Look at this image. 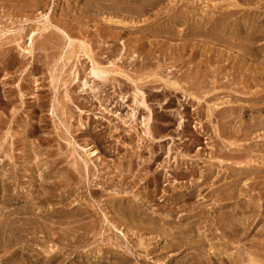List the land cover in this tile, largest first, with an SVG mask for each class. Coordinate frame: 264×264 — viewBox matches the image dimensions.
<instances>
[{"label":"rangeland","instance_id":"obj_1","mask_svg":"<svg viewBox=\"0 0 264 264\" xmlns=\"http://www.w3.org/2000/svg\"><path fill=\"white\" fill-rule=\"evenodd\" d=\"M0 264H264V0H0Z\"/></svg>","mask_w":264,"mask_h":264},{"label":"bare ground","instance_id":"obj_2","mask_svg":"<svg viewBox=\"0 0 264 264\" xmlns=\"http://www.w3.org/2000/svg\"><path fill=\"white\" fill-rule=\"evenodd\" d=\"M93 64H94V63H93ZM94 66H95V64H94ZM96 66H97V65H96ZM96 68H97V67H95L94 69H96ZM92 69H93V68H92ZM94 69H93V70H94ZM98 69H99V67H98L94 72H93V71H92V72L95 73ZM100 69H101V67H100ZM102 70H103V69H102ZM93 73H92V74H93ZM99 73H100V72H99ZM99 73H98V74H99ZM95 74L97 75V73H95ZM104 74H105V73H104ZM93 75H94V74H93ZM99 75H100V74H99ZM83 88H84V87H83ZM71 112H72V111H71ZM149 120H150V119H149ZM149 120H148V121H149ZM148 121L145 122V124L148 123ZM149 122H150V121H149ZM149 125H150V123H149ZM147 127H149V126L147 125ZM147 127H146V128H147ZM149 128H150V127H149ZM149 130H150V129H149ZM245 130H246V129H245ZM245 149H246V148H245ZM247 149H248V148H247ZM247 149H246V150H247ZM248 150H249V149H248ZM236 151H237V149H236ZM230 153H231V152H230ZM247 154H248V153H247ZM90 155H93V156H94V153L92 152ZM233 156H234V155H233ZM238 156H239V155H238ZM84 163H85V161H84ZM85 165H86V168H87V165H88V164L86 163ZM85 165H84V166H85ZM242 166H243V165H242ZM259 166H260V165H259ZM259 166H258V167H259ZM212 167H214V166H211L210 168H212ZM256 168H257V167H256ZM238 169H239V170L241 169L240 171H242V172L245 173V174H246L247 172L249 173V172H251V171L253 170L252 167H251V168H248V167H247V168H246V167H245V168L240 167V168H238ZM238 169H236V171H237ZM254 169H255V168H254ZM258 169H260V168H258ZM88 170H89V169H88ZM211 170H212V169H211ZM213 170H214V169H213ZM208 171H209V169H208ZM260 171H261V170H260ZM233 172H234V171H233ZM209 173H210V172H209ZM254 173H255V172H254ZM257 173H259V172H257ZM239 174H240V172H239ZM260 174H261V173H260ZM170 175H171V174H170ZM243 175H244V174H242V176H243ZM235 183H236V182H235ZM197 188H198V187H197ZM194 190H196V188H195ZM198 190H199V189H198ZM198 190H197V191H198ZM212 190H213V189H212ZM215 190H216V189H215ZM219 190H220V189H219ZM199 191H200V190H199ZM232 191H233V190H232ZM193 192H194L193 194H198V193H199V192L196 193L195 191H193ZM211 192L214 193V191H211ZM211 192H210V193H211ZM219 192H220V191H219ZM226 192H227V191H226ZM216 193H217V192H216ZM229 193H230V192H229ZM208 194H209V193H208ZM227 194H228V192H227ZM213 195H214V194H213ZM215 195H216V194H215ZM223 195H224V194H223ZM225 195H226V194H225ZM189 196H190V195H189ZM194 196H195V195H194ZM194 196H193V197H194ZM209 196H211V195H209ZM228 196H229V194H228ZM204 197H206V196H204ZM211 197H212V196H211ZM233 197H234V195L231 196L230 199L233 198ZM234 198H235V197H234ZM122 207H123V206H122ZM124 211H125V210H124ZM129 211H130V210H129ZM201 211H202V210H201ZM131 212H132V211H131ZM203 212H204V211H203ZM203 212H202V213H203ZM205 212H206V211H205ZM200 213H201V212H200ZM216 213H217V212H216ZM82 214H83V213H82ZM127 214H128V213H127ZM197 214H198V213H197ZM204 214H206V213H204ZM207 214H208V213H207ZM221 214H223V213H221ZM131 215H132V214H131ZM194 215H195V214H194ZM198 215H199V214H198ZM201 215L204 216L203 214H201ZM104 216H105V215H104ZM106 216H107V215H106ZM106 216H105V217H106ZM225 216H226V215H225ZM225 216H224V214H223L221 218L225 219V218H224ZM229 216H230V215H229ZM205 217H206V215H205ZM107 218H108V217H106V218H104V219H105V220L107 221V223L111 226V228H110V227H109V228L112 230V229H113V225L108 221ZM131 218H132V217H131ZM201 218H202V217H201ZM203 218H204V217H203ZM206 218H208V217H206ZM218 219H219V218H218ZM223 219H222V221H223ZM227 220H229V219H227ZM130 221H131V219H130ZM212 222H213V220H212ZM207 223H208V222H207ZM215 223H216V222H215ZM219 224H220V223H219ZM221 224H223V223H221ZM228 224H230V223L227 222V225H228ZM232 224H233V223H232ZM223 225H224V224H223ZM227 225L225 224L224 226L229 227V226H227ZM212 226H214V225H212ZM215 226H216V225H215ZM213 228H214V227H213ZM208 230H209V229H208ZM210 231H211V230H210ZM119 234H120V236L125 237V235H124L123 233H119ZM109 244H110V243H109Z\"/></svg>","mask_w":264,"mask_h":264}]
</instances>
